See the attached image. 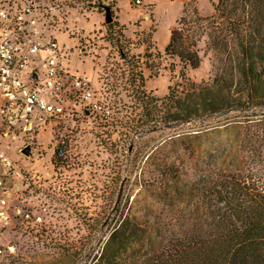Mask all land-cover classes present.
Returning a JSON list of instances; mask_svg holds the SVG:
<instances>
[{
  "label": "rangeland",
  "instance_id": "obj_1",
  "mask_svg": "<svg viewBox=\"0 0 264 264\" xmlns=\"http://www.w3.org/2000/svg\"><path fill=\"white\" fill-rule=\"evenodd\" d=\"M15 1L33 3L35 33L58 41L64 68L89 80L113 114L76 122L64 169L53 170L52 131L0 134V152L47 181L44 197L31 199L44 233L16 236L19 256L2 264H171L179 248L195 264H264V239L224 246L230 211L216 190L236 179L263 189L264 106L243 103L234 83L220 95L232 108L172 122L174 98L192 83L212 89L218 60L204 38L200 68L181 76L164 50L185 10L207 18L219 0Z\"/></svg>",
  "mask_w": 264,
  "mask_h": 264
},
{
  "label": "trees",
  "instance_id": "obj_2",
  "mask_svg": "<svg viewBox=\"0 0 264 264\" xmlns=\"http://www.w3.org/2000/svg\"><path fill=\"white\" fill-rule=\"evenodd\" d=\"M188 15L185 10L178 26L172 31L170 42L164 50L165 56L178 60L181 76L189 70H197L202 61L198 44L206 38V47L215 54L218 66L211 84L212 89L206 91L207 93L197 92L196 85L192 83L189 89L184 86L185 99L174 98L177 111L172 122L220 112L225 108L220 103V95L224 94V90L227 93L234 83L239 85L235 96H239L243 103L251 107L261 106L259 105L261 103L264 106V0H219L214 5V14L210 17H200L196 9L190 19ZM226 75L230 77V82ZM224 83L228 84V87L225 88ZM241 89L243 91H240ZM166 99H171L170 95ZM100 100L107 112L106 115L86 109L81 113H72L65 125L72 135L68 144V153L62 162L52 155L53 170H56V167L64 169L67 166L75 145L76 122L80 119H89V123L94 119H111L113 112L109 102L102 97ZM229 108L232 107L227 106L225 109ZM36 134L39 132L34 133L33 136ZM54 159L56 164H53ZM27 176L32 191L29 202L32 204L31 199L39 201L44 197L46 191L41 187L45 188L47 181L35 171H27ZM216 190L230 211V216L226 217L228 226L224 246L235 247L241 243L264 239V184L263 189L259 191L246 185V179H236L233 182L218 183ZM43 226L44 224H27L17 227L19 234L16 236L21 239L32 234L39 235L44 233ZM187 252L189 251L183 248L176 249L169 257V262L195 264L192 253L190 252L189 255ZM18 256L19 253L10 258L0 259V264Z\"/></svg>",
  "mask_w": 264,
  "mask_h": 264
},
{
  "label": "built area",
  "instance_id": "obj_3",
  "mask_svg": "<svg viewBox=\"0 0 264 264\" xmlns=\"http://www.w3.org/2000/svg\"><path fill=\"white\" fill-rule=\"evenodd\" d=\"M143 2L133 0L136 6ZM32 6L0 0V134L17 137L52 131L53 155L62 162L72 138L65 127L72 113L107 112L91 82L64 68L58 41L35 33ZM39 69L44 70L42 83ZM27 177V171L0 152V259L18 254L17 227L43 223L42 210L29 202Z\"/></svg>",
  "mask_w": 264,
  "mask_h": 264
},
{
  "label": "water",
  "instance_id": "obj_4",
  "mask_svg": "<svg viewBox=\"0 0 264 264\" xmlns=\"http://www.w3.org/2000/svg\"><path fill=\"white\" fill-rule=\"evenodd\" d=\"M105 19H106V23L107 24H111L113 22V17H112V12L109 8H106V15H105ZM229 113V112H228ZM227 113H223L220 115H217L216 117H221L223 115H226ZM32 152V147L31 145H28L27 147H25L24 149H22L21 153L26 156V157H30ZM119 200V199H118ZM118 202V201H117Z\"/></svg>",
  "mask_w": 264,
  "mask_h": 264
}]
</instances>
